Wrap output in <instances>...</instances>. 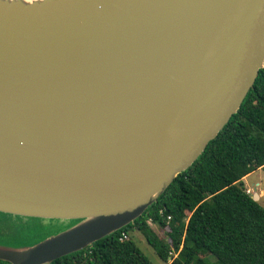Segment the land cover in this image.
<instances>
[{"label": "water", "instance_id": "95a60500", "mask_svg": "<svg viewBox=\"0 0 264 264\" xmlns=\"http://www.w3.org/2000/svg\"><path fill=\"white\" fill-rule=\"evenodd\" d=\"M18 5L0 2V213L75 223L0 261L51 264L140 218L239 112L264 0Z\"/></svg>", "mask_w": 264, "mask_h": 264}, {"label": "trees", "instance_id": "16d2710c", "mask_svg": "<svg viewBox=\"0 0 264 264\" xmlns=\"http://www.w3.org/2000/svg\"><path fill=\"white\" fill-rule=\"evenodd\" d=\"M259 169L264 171V68L239 112L140 218L51 264H157L134 232L160 264H264V207L242 182ZM41 222L56 230L75 223L0 213V233L14 235L0 236V244L21 248L39 242ZM123 234L127 238L121 240Z\"/></svg>", "mask_w": 264, "mask_h": 264}, {"label": "rangeland", "instance_id": "374dc122", "mask_svg": "<svg viewBox=\"0 0 264 264\" xmlns=\"http://www.w3.org/2000/svg\"><path fill=\"white\" fill-rule=\"evenodd\" d=\"M243 184H244V189L245 191L250 190L249 195H251L252 197H254L255 194H257L259 196V203L261 204V206L264 207V171L259 169L255 172H253L252 174L248 175L247 177H245L243 179ZM248 193V192H247ZM41 225L43 226V230L41 231V233H43V237L41 236L39 239V242L43 239H47L49 237L55 236L58 233L62 232L63 230H65V228H60L57 229L51 227L50 224L48 223H43L41 222ZM153 229L155 230V232L157 231V233L159 232V228L156 225H152ZM0 236H5V237H12L13 232L12 231H8L5 230L3 231V233H0ZM134 236V240L137 242L138 246L142 249V251L155 263H158V259L155 255V253L153 252L152 248H150V246L145 242L144 238L138 233V232H134L133 233ZM38 240V239H37ZM34 240L33 242L37 241ZM32 244H27V246L33 245Z\"/></svg>", "mask_w": 264, "mask_h": 264}, {"label": "bare ground", "instance_id": "6f19581e", "mask_svg": "<svg viewBox=\"0 0 264 264\" xmlns=\"http://www.w3.org/2000/svg\"><path fill=\"white\" fill-rule=\"evenodd\" d=\"M44 1L58 2L60 0H0L1 3H4V4L12 3L15 5L19 4L18 6H21V7H33V6L41 4Z\"/></svg>", "mask_w": 264, "mask_h": 264}, {"label": "built area", "instance_id": "2783aa9c", "mask_svg": "<svg viewBox=\"0 0 264 264\" xmlns=\"http://www.w3.org/2000/svg\"><path fill=\"white\" fill-rule=\"evenodd\" d=\"M247 192H248V193H247ZM246 193L249 194V193H250V190L247 189ZM126 238H127V235H126V234H123L121 240H124V239H126Z\"/></svg>", "mask_w": 264, "mask_h": 264}]
</instances>
